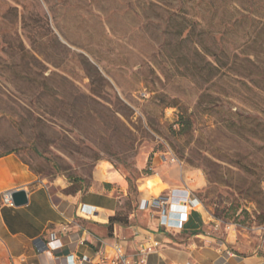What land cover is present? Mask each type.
<instances>
[{
	"label": "rangeland",
	"instance_id": "1",
	"mask_svg": "<svg viewBox=\"0 0 264 264\" xmlns=\"http://www.w3.org/2000/svg\"><path fill=\"white\" fill-rule=\"evenodd\" d=\"M10 153L66 193L117 173L122 216L168 170L230 251L264 257V0H0Z\"/></svg>",
	"mask_w": 264,
	"mask_h": 264
},
{
	"label": "crops",
	"instance_id": "2",
	"mask_svg": "<svg viewBox=\"0 0 264 264\" xmlns=\"http://www.w3.org/2000/svg\"><path fill=\"white\" fill-rule=\"evenodd\" d=\"M105 169L118 178L101 179L94 172L90 189L66 193L63 186L39 178L16 154L0 157V198L23 190L27 200L19 207L0 205V264H79V259L111 245L114 236L122 237L131 253L143 233L159 242L148 264H264L263 256L230 251L212 233L184 178L168 170L150 176L159 182L156 196L141 188L143 182L137 185L136 206L124 215L126 225L110 224V218L121 215L128 186ZM158 196L171 204L164 217L140 209L139 204Z\"/></svg>",
	"mask_w": 264,
	"mask_h": 264
},
{
	"label": "built area",
	"instance_id": "3",
	"mask_svg": "<svg viewBox=\"0 0 264 264\" xmlns=\"http://www.w3.org/2000/svg\"><path fill=\"white\" fill-rule=\"evenodd\" d=\"M144 97V95L142 94ZM1 203L4 206L13 207L10 192L1 197ZM171 204L165 196H158L152 200L144 201L140 204V209H152L157 211L160 217H164L167 208ZM183 207V204L181 205ZM136 248L133 252H128L126 246L123 245L124 239L114 236V242L109 246L93 253L90 258H82L78 260L79 264H148V257L155 253L159 247V242L153 239L149 233L139 234Z\"/></svg>",
	"mask_w": 264,
	"mask_h": 264
},
{
	"label": "water",
	"instance_id": "4",
	"mask_svg": "<svg viewBox=\"0 0 264 264\" xmlns=\"http://www.w3.org/2000/svg\"><path fill=\"white\" fill-rule=\"evenodd\" d=\"M10 199L13 207H19L26 204V194L23 190L10 192Z\"/></svg>",
	"mask_w": 264,
	"mask_h": 264
},
{
	"label": "trees",
	"instance_id": "5",
	"mask_svg": "<svg viewBox=\"0 0 264 264\" xmlns=\"http://www.w3.org/2000/svg\"><path fill=\"white\" fill-rule=\"evenodd\" d=\"M110 224H119V225H126L127 224V218L122 215H116L109 220Z\"/></svg>",
	"mask_w": 264,
	"mask_h": 264
},
{
	"label": "bare ground",
	"instance_id": "6",
	"mask_svg": "<svg viewBox=\"0 0 264 264\" xmlns=\"http://www.w3.org/2000/svg\"><path fill=\"white\" fill-rule=\"evenodd\" d=\"M146 185H147V188H149V187H150V183H149V182H147V183H146Z\"/></svg>",
	"mask_w": 264,
	"mask_h": 264
}]
</instances>
